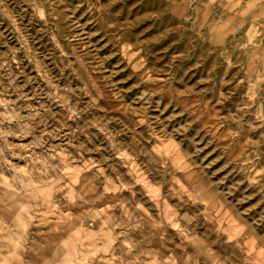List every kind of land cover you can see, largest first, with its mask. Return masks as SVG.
<instances>
[{
    "label": "rangeland",
    "instance_id": "rangeland-1",
    "mask_svg": "<svg viewBox=\"0 0 264 264\" xmlns=\"http://www.w3.org/2000/svg\"><path fill=\"white\" fill-rule=\"evenodd\" d=\"M181 3L46 0L41 19L33 0H3L0 146H14L11 163L20 166L34 154L58 155L74 191L101 182L126 191L134 179L152 201L163 186L145 158L177 173L195 167L204 184L192 207L203 223L193 229L189 264H245L248 253L264 254V124L238 108L239 74L220 82L214 50L194 51L184 36L191 16L210 38L240 37L228 31L227 0ZM126 210L95 198L76 238L87 232L106 244L107 226Z\"/></svg>",
    "mask_w": 264,
    "mask_h": 264
},
{
    "label": "clouds",
    "instance_id": "clouds-1",
    "mask_svg": "<svg viewBox=\"0 0 264 264\" xmlns=\"http://www.w3.org/2000/svg\"><path fill=\"white\" fill-rule=\"evenodd\" d=\"M33 2L43 19L46 0ZM169 2L172 7L183 6L181 0ZM183 2L190 4L191 0ZM226 6L234 12V24L228 31L241 33L240 37L210 38L209 29L191 16L182 21L186 23L184 36L194 51L214 50L212 59L224 72L217 77L220 82L229 73L239 74L237 106L264 124V0H227ZM249 33L259 40L245 39ZM237 41L239 51L234 50ZM233 119L242 123L239 114ZM13 148L6 142L0 146V264H189L191 240L196 235L193 229L196 223H203L201 209L192 207L204 184L195 167L177 173L167 161L164 167L160 161L153 164L145 158L153 182L163 186L161 197L152 201L134 179L128 180L126 191L123 184L103 182L99 186L81 185L74 191L76 182L67 183L58 155L34 154L20 166L11 163ZM105 196L121 201V207L130 210L107 226L109 239L97 247L87 240V232L79 239L76 233L82 231L79 225L91 218L84 209L95 198ZM185 217L191 219L186 221ZM69 239L75 244L69 246ZM257 256L259 264H264L261 253H248L242 259L252 264Z\"/></svg>",
    "mask_w": 264,
    "mask_h": 264
}]
</instances>
